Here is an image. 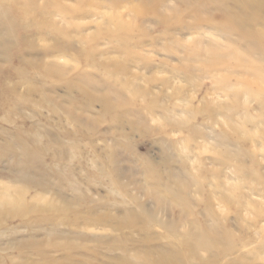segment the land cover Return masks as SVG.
<instances>
[{
    "label": "clouds",
    "instance_id": "obj_1",
    "mask_svg": "<svg viewBox=\"0 0 264 264\" xmlns=\"http://www.w3.org/2000/svg\"><path fill=\"white\" fill-rule=\"evenodd\" d=\"M0 264H264V0H0Z\"/></svg>",
    "mask_w": 264,
    "mask_h": 264
}]
</instances>
